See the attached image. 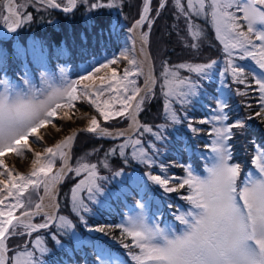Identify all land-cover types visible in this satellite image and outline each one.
I'll use <instances>...</instances> for the list:
<instances>
[{"label":"trees","instance_id":"trees-1","mask_svg":"<svg viewBox=\"0 0 264 264\" xmlns=\"http://www.w3.org/2000/svg\"><path fill=\"white\" fill-rule=\"evenodd\" d=\"M51 1L66 9L65 0ZM96 2L75 0L67 13L32 0H16L19 26L8 39H0V83L7 80L12 86L28 79L38 85L41 73L56 74L64 65L75 67L69 75L76 83L97 66L116 67L123 40L139 18L144 0H119L112 7L91 5ZM182 3L186 0H153L143 25L157 85L140 103L137 132L113 141L78 134L71 162L76 166L82 162L89 170L76 177L74 166L59 187V209L49 228L31 234L18 227L9 230L8 264H97L104 256L125 264L139 262L142 248L125 226L127 215L142 204L151 221L158 215L160 222L189 219L185 212L198 203L191 183L194 178L206 179L220 126L227 132V164L240 172L232 194L242 205L243 182L254 171L253 156H244L245 151L252 154L255 146L264 150V112L253 78L258 70L242 50L259 48V40L242 32L244 27L228 40L216 36L209 8L196 14L194 6L190 23L202 46L193 50L183 36ZM2 18L0 12V26ZM71 92L21 138L56 124L64 113H93L75 86ZM99 125L119 130L127 119L100 120ZM84 153L89 156L77 162ZM98 158L108 169L100 166L91 175ZM90 181L86 191L82 184Z\"/></svg>","mask_w":264,"mask_h":264},{"label":"rangeland","instance_id":"rangeland-1","mask_svg":"<svg viewBox=\"0 0 264 264\" xmlns=\"http://www.w3.org/2000/svg\"><path fill=\"white\" fill-rule=\"evenodd\" d=\"M32 1L51 10L59 8L51 0L55 6L44 0ZM152 2L144 0L139 18L123 40L116 67L97 66L87 76L76 79V83L69 75L75 67L69 65L58 67L56 74L41 73L38 85L28 79L22 83L14 82L12 86L7 80L0 83V155H4L6 166L13 163V171L16 172L8 178L0 162V182L8 184L6 190L10 198L0 207V264L9 262L5 243L9 230L18 227L31 234L49 228L59 209V187L74 166L76 177L89 170L81 162L87 153L77 160L81 162L77 166L71 162V149L78 134L91 133L100 139L113 141L130 138L137 132L140 125L137 119L140 103L157 85L146 37L142 33L143 25L149 19ZM118 3L119 0H98L91 5L112 7ZM65 6L64 12L71 11L75 0H65ZM205 8L210 10L216 36L222 34L228 40L233 32L244 27L242 32L252 33L259 40V48L251 46L249 50H242L258 70L253 78L264 112V0H186L185 5L182 3L179 9L185 21L184 39L193 50H198L202 42L192 29L190 15L192 10L196 14L204 13ZM0 12L3 13L0 39L6 40L19 25L16 0H0ZM73 86L93 113H64L56 124L43 126L31 132L28 137L21 138L29 127L39 124L53 107L67 101L72 95ZM122 117L127 119L123 129L106 130L99 125L100 120L108 122ZM214 120L219 123L218 118ZM81 123L83 128L65 141L63 148H60L62 142L59 140L51 144V149L45 148L48 156L34 170H23V173L16 171V166L24 165L25 158L10 153L17 141L38 145L39 141L51 140L46 136L48 130H59L67 125ZM216 133L207 177L204 180L194 178L191 183L194 193H197L198 203H194L188 213L185 212L189 219L183 217L174 223L160 222L158 215L151 221L146 206L142 204L127 215L125 226L133 232L142 248L139 262L133 264H264V150L255 146L252 154L245 151L244 156H253L251 164L254 171L243 182L240 194L242 205H238L232 190L235 175L240 172L236 171L237 167L227 164L226 129L220 126ZM245 163L244 160V166ZM100 166L107 168L103 158L94 161L93 170L90 169L89 174H96ZM92 184L93 181L83 183L82 187H87L88 191ZM52 198L50 212L35 211L41 201ZM40 218L41 222L35 223ZM97 264L125 263L104 256Z\"/></svg>","mask_w":264,"mask_h":264},{"label":"bare ground","instance_id":"bare-ground-1","mask_svg":"<svg viewBox=\"0 0 264 264\" xmlns=\"http://www.w3.org/2000/svg\"><path fill=\"white\" fill-rule=\"evenodd\" d=\"M83 126H84L83 123H81L79 125H73V126L67 125L65 128H62L59 130L50 129L47 131L46 136L50 138L51 140L39 141L38 145H34V146H32V144H29V143L17 141L14 144L12 152L10 153L13 156L23 155L25 156V158L23 159L24 165L16 166V171L23 173V170H26V171L34 170V167L39 166V164L43 161V159H45L48 156V154L45 151V148L49 147L51 149L52 147L51 144H53V142L58 141V140L62 142L61 143L62 147L60 148H63L64 142L67 141L69 138H72L75 132L79 129H82ZM0 159H1L0 162L3 165L2 166L3 171H7L8 178H11L13 174H16V172L13 171V168L15 166L14 167L12 166L13 164L12 162H10L8 166H6L4 164L5 158L3 154L0 155ZM8 182H11V181H8ZM6 186H8L6 182L4 183L0 182V207L3 205L5 201L10 200V198L8 197L9 194L6 190ZM52 202H53V198L48 201H44V200L41 201V205H39V207L35 211L40 212V213L50 212Z\"/></svg>","mask_w":264,"mask_h":264},{"label":"water","instance_id":"water-1","mask_svg":"<svg viewBox=\"0 0 264 264\" xmlns=\"http://www.w3.org/2000/svg\"><path fill=\"white\" fill-rule=\"evenodd\" d=\"M45 2L49 3V4H52L50 1L48 0H44ZM53 6H55V4H52Z\"/></svg>","mask_w":264,"mask_h":264}]
</instances>
